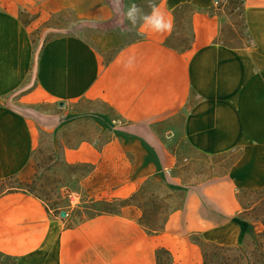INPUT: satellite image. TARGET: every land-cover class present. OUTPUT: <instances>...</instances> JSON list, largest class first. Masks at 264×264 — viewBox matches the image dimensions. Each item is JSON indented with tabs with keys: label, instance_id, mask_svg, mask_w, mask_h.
Wrapping results in <instances>:
<instances>
[{
	"label": "crops",
	"instance_id": "obj_1",
	"mask_svg": "<svg viewBox=\"0 0 264 264\" xmlns=\"http://www.w3.org/2000/svg\"><path fill=\"white\" fill-rule=\"evenodd\" d=\"M219 2L161 0L158 7L171 19V32L143 25L141 39L104 63L81 38H49L52 25L40 30L37 41L32 32L64 10L81 20L110 21L116 16L110 0H0V98L6 99L0 103V178L30 170L43 129L55 127L63 117L55 107L82 98L104 101L121 120L102 147L84 140L64 148L68 163L95 166L87 180L112 178L111 192L95 195L128 198L145 179L168 174L175 156L156 127L185 109L184 135L197 149L208 154L244 149L228 174L190 187L183 207L157 234L141 224L131 206L71 224L70 211L61 217L62 210H48L31 193L4 194L2 251L18 257V264H158L157 250L164 247L173 264H203L194 233L220 242V231H232L236 241L231 244L257 237L263 226L239 216L237 192L264 186V0L245 1L255 47L218 43L220 16L203 11L192 14L189 49L166 44L176 30L177 6L217 9ZM23 9L35 16L28 23L20 19ZM44 104L55 110L38 108Z\"/></svg>",
	"mask_w": 264,
	"mask_h": 264
},
{
	"label": "rangeland",
	"instance_id": "obj_2",
	"mask_svg": "<svg viewBox=\"0 0 264 264\" xmlns=\"http://www.w3.org/2000/svg\"><path fill=\"white\" fill-rule=\"evenodd\" d=\"M160 1L155 0V3L158 5ZM110 2L116 12L115 18L110 21L81 20L72 11L64 10L50 16L38 29L34 30L33 39L37 41L40 30L46 25H52L54 27L47 30L50 31L49 38L60 35L81 38L96 48L102 55L104 63H108L123 47L144 36L143 23L138 22L133 26L127 19L128 8L136 4L143 10V13L151 12L149 0H110ZM231 8L230 4H226L224 7L214 9L215 14H218L221 19L222 38L230 37V29L246 32L240 8L237 7L234 14L231 13ZM193 11L194 8L190 7L180 11L178 29L172 39L173 44L177 46L191 44ZM33 17H35L34 14L24 9L20 12V19L23 22H30ZM5 100L0 98V103ZM38 108L44 112L54 111L57 108L62 112L63 117L55 127L43 129L41 144L33 155L32 168L19 174L14 184L30 183V188L43 199L48 198L50 204L59 197V202L66 205L63 210L71 213L69 223L74 224L82 220L86 214L94 213L89 208L91 205L88 201L89 196L99 199L106 198L102 194L95 195V193H103L102 190L111 192L112 178L108 176L91 177L87 180L90 176L86 178L84 176L91 169V165L85 163L71 165L64 158V148L68 145L78 146L83 140H91L98 147H102L113 138L114 130L118 129L120 124L118 121L120 115L104 101L87 98L55 108L45 104ZM185 117L186 113L181 116L176 115L157 127L168 149L175 156V164L168 174L163 173L156 176L162 184V188L158 191L160 193L155 198L145 195L140 200L143 204L142 208L134 207L133 209L137 217L143 216L145 209L146 216L162 223L167 218L169 209L183 207L186 192L192 187L190 185L212 179L209 177H216L226 170L232 160L231 157L206 159L196 151L184 135ZM177 163L179 166L174 169ZM70 167H77L76 174L71 173ZM152 185L154 186V183ZM165 186L170 187L174 192L168 191L164 188ZM68 189L75 191L71 198L73 200L71 206H68L70 203L66 192ZM95 204L97 207H104L103 202ZM114 207L120 208L118 203H115ZM220 234L224 236L220 239L222 243L231 244L236 241L232 231L229 234V231L222 230ZM192 238L195 241H201L204 236L201 233H194ZM163 260L165 264H171L173 257L170 254H163Z\"/></svg>",
	"mask_w": 264,
	"mask_h": 264
},
{
	"label": "trees",
	"instance_id": "obj_3",
	"mask_svg": "<svg viewBox=\"0 0 264 264\" xmlns=\"http://www.w3.org/2000/svg\"><path fill=\"white\" fill-rule=\"evenodd\" d=\"M245 1L246 0H224V1L219 2V6H218L219 8L224 7L226 4H230L232 6L231 8L232 14L235 13V10L237 7L240 8L241 10L240 14L243 17V22L245 25L246 32L244 33V32L234 31L230 29V32H229L230 37L222 38L223 29L221 28L220 33L216 39L218 43H221L233 49L251 48V47L256 46V42L251 32L249 31V27L247 23ZM186 7L194 8L193 13L198 12V11H203V12H207L210 14H215L213 8H207V9L198 8L190 3L180 4L174 9V14L176 17V30L174 31L172 36L167 39L166 44L182 52L189 49L192 45V42L191 44L177 46L172 43V39L175 37V33L178 29L180 11ZM24 23H28V22H24ZM190 106L191 104L188 105L187 108H189ZM186 110L187 109L182 110L178 114V116H181L183 113L186 112ZM118 121L120 122L121 120L118 119ZM165 123H160L158 124V126L161 124H165ZM68 147H76V146L68 145ZM193 147L196 151H198L206 159L231 157L232 160L230 161L226 170L216 175V177L228 174L232 170V168L240 161L244 153V149L241 146L235 147L226 152L216 153V154H208L204 151L197 149L195 146ZM37 150L38 149H36V151ZM77 164H83V163H73L71 165H77ZM85 164L91 165V169H89L87 171V174L84 176L86 178L94 171L95 166L89 163H85ZM178 166L179 164L177 163L174 169L177 168ZM70 168H71L70 169L71 173L76 174L77 167H70ZM18 178H19L18 175H11L6 178H0V196L13 192V191L20 190L26 193H31L36 197H39L40 199L46 202L48 210L52 209L56 213H59L61 210H63L64 207H66V205H62V203L59 202V197H57L56 200H53L52 204H50L48 198L43 199L40 195L36 194L30 188L31 187L30 183L22 182V185L21 183H19V185L14 184V181H16ZM209 178H213V177H209ZM202 182L192 184L190 186H195ZM152 183H154V186L152 185ZM161 188H162L161 182L158 180L156 176H152V177L147 178L140 185L138 190L135 191L128 198H112L111 200H109L106 198L99 199V198L89 196L90 199L88 201H90L91 203L89 208L93 210L94 213L91 214L89 212L90 214H86V216L93 217V216L103 214V213L119 214L122 212V210L125 207H129V206L133 208L139 207L141 209L143 204L141 203L140 200L143 199L145 195H150L151 197H154V198L157 197V195H159L160 193L158 191ZM164 188H166L168 191L174 192V190L168 186H165ZM66 192H67V196L69 197V201H70L68 206H71L72 201H73L71 198H73V194L75 191H71L68 189ZM237 197L242 206L239 216L243 219H246L252 222H260L263 226L262 229L257 233L256 238L247 237L240 244H226V243H222V242L215 241V240H208L205 238H203L201 241L194 240L201 247L202 256H203V264H264V186L253 188V189H245V188L238 189ZM135 200H137L138 202H134ZM99 202L100 203L103 202L104 207L102 208H100L99 206L97 207L95 203H99ZM115 203L119 204L120 206L119 209L114 207ZM177 209L176 208L169 209V214L162 223H159L156 219H151L148 216H146L147 212L145 209H144L143 216L138 217V219L141 222V224L150 233L157 234V233L162 232L165 229L166 224L171 214ZM163 254L172 255L168 249L164 247L158 248L157 250V263L158 264H165L163 260ZM0 264H18V257L8 254L0 249ZM171 264H173V260L171 261Z\"/></svg>",
	"mask_w": 264,
	"mask_h": 264
},
{
	"label": "clouds",
	"instance_id": "obj_4",
	"mask_svg": "<svg viewBox=\"0 0 264 264\" xmlns=\"http://www.w3.org/2000/svg\"><path fill=\"white\" fill-rule=\"evenodd\" d=\"M150 13H143V10L136 4H132L126 13V17L135 26L138 22H142L145 27L154 32H171L172 21L167 19L165 14L161 11L155 0H149Z\"/></svg>",
	"mask_w": 264,
	"mask_h": 264
},
{
	"label": "water",
	"instance_id": "obj_5",
	"mask_svg": "<svg viewBox=\"0 0 264 264\" xmlns=\"http://www.w3.org/2000/svg\"><path fill=\"white\" fill-rule=\"evenodd\" d=\"M216 2H219L220 0H215ZM60 216L61 217H66L67 216V211L66 210H62L61 212H60Z\"/></svg>",
	"mask_w": 264,
	"mask_h": 264
}]
</instances>
